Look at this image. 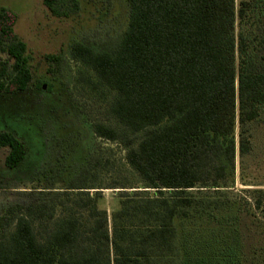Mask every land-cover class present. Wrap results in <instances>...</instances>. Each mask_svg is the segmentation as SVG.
Segmentation results:
<instances>
[{
    "label": "trees",
    "instance_id": "trees-1",
    "mask_svg": "<svg viewBox=\"0 0 264 264\" xmlns=\"http://www.w3.org/2000/svg\"><path fill=\"white\" fill-rule=\"evenodd\" d=\"M125 1L121 32L83 35L69 54L80 63L76 87L101 104L94 132L123 146L144 186L124 191L110 227L92 191L101 160L92 155L62 190L0 212V264H251L264 188L228 191L239 167L245 175L255 163L264 128V0ZM43 2L58 17L81 9ZM18 18L0 6V92L9 94L34 79ZM44 58L52 76L61 72L63 55ZM4 147L7 166L26 158L25 142L0 129Z\"/></svg>",
    "mask_w": 264,
    "mask_h": 264
},
{
    "label": "rangeland",
    "instance_id": "rangeland-1",
    "mask_svg": "<svg viewBox=\"0 0 264 264\" xmlns=\"http://www.w3.org/2000/svg\"><path fill=\"white\" fill-rule=\"evenodd\" d=\"M79 1L78 13L58 17L43 0H0V6L10 7L19 15L16 31L34 57V79L28 89L14 94L0 92V129L15 133L27 148L26 158L14 168L5 162L9 148L0 149V212L11 204L32 201L40 191L62 190L97 154L101 159L95 165L99 188L92 191L101 192L98 204L107 209L111 227L112 213L120 207L124 191L140 190L144 183L128 164L123 146L94 132L92 123L101 116V104L76 87L80 63L70 56L69 49L74 39L95 30L121 32L128 10L125 0ZM47 53L64 57L56 76L49 71L44 58ZM259 132L256 161L250 163L245 175L239 167L228 191L233 195L251 196L254 188H264V128ZM257 213L264 218V210ZM246 221L251 222V218ZM248 241L250 263L256 250L257 264H264V228L252 225Z\"/></svg>",
    "mask_w": 264,
    "mask_h": 264
},
{
    "label": "water",
    "instance_id": "water-1",
    "mask_svg": "<svg viewBox=\"0 0 264 264\" xmlns=\"http://www.w3.org/2000/svg\"><path fill=\"white\" fill-rule=\"evenodd\" d=\"M44 88H45V85H44Z\"/></svg>",
    "mask_w": 264,
    "mask_h": 264
}]
</instances>
